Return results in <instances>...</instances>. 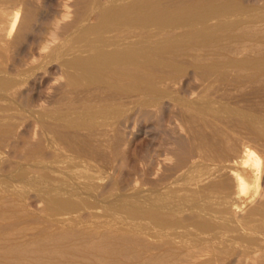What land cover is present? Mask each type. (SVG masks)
Wrapping results in <instances>:
<instances>
[{
    "label": "rangeland",
    "instance_id": "obj_1",
    "mask_svg": "<svg viewBox=\"0 0 264 264\" xmlns=\"http://www.w3.org/2000/svg\"><path fill=\"white\" fill-rule=\"evenodd\" d=\"M87 1L0 0V82L9 84L0 93V264H264V215L250 218L252 209H264V71L206 67L219 55L244 59L263 52L264 0H240L252 6L254 30L239 31L232 45L217 47L221 54L216 47L215 55L192 50L184 58L193 53L190 61L179 60L181 71H160L159 101L69 84L59 57L48 53L69 45ZM13 9L20 12L14 27ZM73 22L77 28L68 31ZM92 95L97 110L90 109ZM249 153L258 162L238 164ZM233 168L251 180L257 176L255 192L242 189ZM49 195L81 206L65 211ZM156 211L168 217L167 226L153 221Z\"/></svg>",
    "mask_w": 264,
    "mask_h": 264
},
{
    "label": "bare ground",
    "instance_id": "obj_2",
    "mask_svg": "<svg viewBox=\"0 0 264 264\" xmlns=\"http://www.w3.org/2000/svg\"><path fill=\"white\" fill-rule=\"evenodd\" d=\"M87 2L88 3L85 4V5H87L86 10L85 11L82 10L84 13L81 11L83 14L81 13L80 16L78 15V17H77L78 19L76 20L75 23L78 26V29H77V31L74 30V31H76V34H75V32L72 33V34H74V36L72 35L73 37H72V40L69 43V45H67L66 47L65 46L54 47L53 50H50L51 52L49 51V53H48L49 56L57 55V57H59L60 63L64 67L63 69H65L67 71V75H64V76H65V78L67 76V78H68L67 80H69V84L71 83V84L80 85L83 82H86V84L84 83V85L88 84L89 86L96 87L97 92L99 94L101 92L100 89H102V91L106 90L105 92L112 91L111 93H114V92L122 93V94L123 93H127V94L128 93H138V94L143 95V96H149V99L152 96L151 99L153 101H154L153 98L155 96L157 98H158V96H160V99H158V101L161 100V95L163 94V93H161V90H160V84L162 82L161 79L163 80V75L161 74L162 77H160L161 75H159L160 71H162V72H163V70L168 71V72L169 71H174V72L181 71L183 69L182 67H184V66H182V64H181L182 62L180 63L179 60L181 58H182L181 60L186 58L185 56H187L189 53L193 52L192 50H195L193 52L195 54H196L197 49H199V51L203 50L205 53L208 52V55H209L210 49H212V48L216 47V49H214V51L215 50L219 51L217 49V47L219 48L223 43L224 44L229 43V42H227L229 40L231 43V41L235 40V38L238 36L237 34L238 33L240 34L239 31H245L246 35H248V32H249L248 30L252 26L251 25L249 28L248 24L250 22L253 23V21L255 19L254 18L253 21L251 19V18H253V16L250 14L251 13L250 10H251L252 6L250 7V9H248L247 7L244 6L243 1L241 2L240 0H112L111 3L108 5H105V3L102 4V2H99L97 0H89ZM0 4H2V3H0ZM82 5H84V4H82ZM97 9H98V11L95 14V20L92 21L93 14H94L95 10H97ZM254 9H252V11ZM262 9H264V8H262ZM258 10H259V8L257 7V10H256L257 12H260L261 9L259 11ZM8 12H9V10H8ZM253 12H255V11H253ZM19 13L20 12L16 9H13L11 12H9V15L11 17L10 19H11L12 27H14L15 23L17 22V19L19 18ZM79 13H80V10H79ZM253 15H254V13H253ZM260 17L261 16H259V18ZM263 20H261V21H263ZM33 21H34V17H31L28 21H26L25 22V28H28V27L30 28L29 25ZM257 22H260V21H257ZM23 24H24V22H23ZM72 24H71L72 27H69V28L66 27L68 29V31L71 28L74 29L73 28V26H75L74 22ZM261 26H262V24H261ZM246 27H247V30H244ZM20 28H22V30H23L22 26ZM75 28H77V27L75 26ZM252 29L254 30V25L251 28V30ZM27 30H25V31H27ZM263 31H264V29H263ZM245 32H243L242 35H244ZM22 34L25 35V33H22ZM242 35H240V36L242 37ZM253 35H254V33H253ZM255 35L253 36V38L255 37ZM246 37H248V36H246ZM249 37H251V36H249ZM17 38H15V39H17ZM256 38H254V39H256ZM250 39H252V38H250ZM260 39H262V36L260 37ZM241 40H243V37ZM246 40H247V38H246ZM252 41L254 42V40H252ZM244 42L246 43L248 41H243V43ZM242 44L240 43V45L243 47ZM249 44L250 43L248 42L247 46H251ZM231 45H232V43H231ZM233 45L235 47V44H233ZM240 45L237 47H240ZM259 45H261V44H259ZM14 46H16V44H14ZM227 46H230V44H228ZM227 46H223V47L224 48L226 47L225 49H227L228 48ZM261 47H263V46H261ZM230 48H231V46L229 47V49ZM236 49L234 48L235 52L237 51ZM243 49H242V51H247L244 47H243ZM199 51H197V52H199ZM220 51H222V50H220ZM226 51H229V50L227 49ZM250 51H251V48H250ZM250 51L248 50V52H250ZM212 52H213V49H212ZM256 52H258V51H256ZM259 52L262 55L261 57L258 56L260 54L257 53L258 54L257 57H254L252 55L254 58H244V59H240L239 58L240 56L238 57V55H239L238 53H233V55L238 54L237 58H235V56H234V58H229L226 56V58L222 59V56L219 55V57H221V59L219 61H216V62L213 61L211 64H209V65L207 64L206 67H209L212 70L214 69L213 71H218L220 67H223V68L225 67L224 69H226V67H228V68L238 67V68H241V70H242L243 67L250 66V67H254L255 69L257 68L263 72L264 71V55H263L264 50L262 53H261V51H259ZM193 53L191 54L192 56H193ZM212 54L215 55V52H213ZM220 54H221V52H220ZM192 56H189V57H192ZM217 56H218V53H217ZM255 56H256V54H255ZM45 57H46V55H45ZM189 57H187V59ZM200 57L202 58L203 56L201 55ZM200 57L198 58V60H200ZM224 57H225V55H224ZM193 58H192V61H193ZM208 58H210V60L212 61L211 57H208ZM213 58H215V57H213ZM241 58H242V56H241ZM49 59H51V58H49ZM187 59L186 60L184 59V60L187 61ZM196 59H197V57H195V60H194L195 62H193V63H197ZM210 60H209V62H211ZM189 61H190V58H189ZM201 62H202V60H201ZM198 63H199V61H198ZM206 63H208L207 58H206ZM192 64L188 62V66L192 67L191 66ZM203 64L204 63H202V65ZM2 66L3 65L0 64V76L3 77L4 74H3V67ZM209 68H207V69L209 70ZM203 69H205V68H203ZM215 69H217V70H215ZM224 69H222V71ZM257 69H256V71H258ZM236 70H237V68H236ZM165 73H167V72H165ZM165 75H167V77L164 79H169L168 74H165ZM18 76H19V74H18ZM169 76L171 78L173 75L172 76L169 75ZM15 77H17V76H15ZM15 77H11V78H15ZM8 78H9V75H8ZM18 79H19V77H18ZM173 79H174V77L172 78V80ZM162 83H165V82H162ZM8 85H9L8 80L3 79L0 82V93H3L5 91V89L8 87ZM17 85H20V84L17 82ZM84 85H82V86H84ZM73 86L71 85V87H73ZM86 88H88V87H86ZM89 88H90V91L95 93V91L91 90L92 89L91 87H89ZM14 89H15V87H14ZM16 91H19V90H16ZM6 92L7 91H5L4 93H6ZM92 92H91V94H92ZM97 92L95 93V95L97 94ZM109 92H108V94H109ZM113 95H115V94H112V96ZM117 96H119V95L117 94ZM163 96H164V94L162 95V98H163ZM93 97H94V99L97 98L95 96H93ZM115 97H116V95L113 98H115ZM124 97H127V96H124ZM166 97H167V95H166ZM107 98L106 99L104 98L103 100H108ZM110 98L113 99L111 96H110ZM116 98H118V97H116ZM99 99H100V97H99ZM149 99H148V102L150 101ZM97 100H98V98H97ZM97 100L95 99V104H92V102L94 100L92 102L89 100V102L92 105H94V106H91L92 108H90V109H93V108L96 109L95 106H97V108H100V107H98V105H96ZM101 100H102V98H101ZM113 101H114V99H113ZM200 101H201V99H200ZM115 102L116 101L111 102V103L114 104ZM86 103H88V102L85 101V104ZM154 103L155 102H153V105H154ZM206 103H209V102H206ZM103 104H104L103 107H105L106 104L105 103H103ZM108 104H109V102H108ZM201 104H203V103H201ZM86 105H88V104H86ZM100 106H101V104H100ZM83 107H82V109L84 110ZM103 107H101V108H103ZM108 107H111V105L110 106L108 105ZM209 107H211V105ZM87 108L89 109V107H87ZM196 108H198V106ZM219 108H220V106H219ZM231 108H233V107H231ZM88 109H87V111H88ZM202 109H204L203 106H202ZM211 109H213V108H211ZM214 109H216V108H214ZM217 109H218V107H217ZM39 110L40 109H38V111ZM106 110H107V108H106ZM200 110H201V108H200ZM221 110H223V109H221ZM239 110H241V109H238V111ZM113 111H114V108H113ZM118 111H119V109H118ZM218 111H220V110H218ZM223 111L225 112V110H223ZM41 112H42V110H41ZM82 112L84 113V111H82ZM120 112H121V110H120ZM233 112L234 111H232V113ZM61 113H63V112H61ZM102 113H103V111H102ZM106 113L107 112H105L104 114H106ZM226 113H228V112H226ZM92 114H93V112H92ZM96 114H98V113H96ZM220 114H222V113H220ZM236 114H237V112H236ZM99 115H100V113H99ZM107 115L111 116L110 113ZM46 116L48 117V115H46ZM60 116H61V114H60ZM82 116H84V114H82ZM100 116H103V115H100ZM225 116H227V115H225ZM61 118H62V116H61ZM103 119H104V117H103ZM76 120H77V118H76ZM78 120H79V118H78ZM242 120H243V122L241 120L240 121L243 124L245 119H242ZM73 122H74V120H73ZM76 122H74L75 125L76 124L80 125V124H78L79 122L78 123H76ZM245 122L248 123L249 121L246 120ZM65 123H66V121H65ZM96 123L98 124L100 122H96ZM260 123H262V122H260ZM263 123H264V121H263ZM88 124L89 123H87V125ZM246 124H243V125H245V127H246ZM75 125L71 124L70 127H72V126L75 127ZM101 125H103V124H101ZM249 125H251V124H249ZM248 127L249 126L247 124V128ZM262 127H260V128H262ZM80 128H82V127H80ZM89 128H93V127L89 126ZM94 128H97V127H94ZM249 129H251V128H249ZM91 130H93V129H91ZM256 132H258V131H256ZM260 133H262V132H260ZM260 133H258L259 137H260ZM260 138H262V135ZM246 151H244V152H246ZM248 151L251 152L250 149H248ZM252 154L249 153L248 156L246 157V159L244 160V162H240L238 164H242V163L245 164L246 163L249 166V165L257 163L258 162L257 159H255ZM246 155L244 154V156H246ZM242 159H244V158H242ZM235 165H237V164L234 163L233 166H235ZM232 170L234 172H236L235 173L236 175L235 174L234 175L237 176L238 183L241 185V187L244 191H253L256 188V186H258V185H256L257 184V176L254 180L253 179L251 180L246 174H242L238 170H235V168H233ZM255 190H254V192H255ZM55 191L58 192V190H55ZM53 192H54V190H52V192L49 191V193H53ZM59 194H61V193H59ZM56 196H58V193ZM59 197H60V195H59ZM51 198H52V196H50V199ZM70 198L60 197V198H56L54 200L52 198V201L54 203L53 205H57V207L58 206L62 207V209L66 208L65 211L67 209L73 210V209H76V207L81 206V205H78L79 203L76 205V203L72 200L73 198L72 199H70ZM51 207H54V206H51ZM55 208H56V206H55ZM58 208H56V209H58ZM116 209H118V208H116ZM122 210L120 209V212ZM117 211H119V210H117ZM53 212L55 213L54 210H53ZM57 212H60V211H57ZM68 213H69V211H68ZM161 213L159 214L157 212L156 214H153L152 219H154L153 221H155L157 223H162V224L165 223V225H166V223L169 222V219L167 216L162 215L163 213L162 214ZM59 214H61V213H59ZM126 214H128V212ZM259 214L264 215V209L261 207H256V208L252 209V211L250 213V218L254 217L256 215H259ZM128 216H129V214H128ZM130 216H131V214H130ZM149 216H151V215H149ZM138 217H136V219ZM162 224H161L160 229L163 228ZM163 229H165V228H163ZM66 238H64V239H66ZM98 240L101 241V239H98ZM91 241H90V243H91ZM94 241L95 240H93V243H94ZM93 243H91V244H93ZM35 244H37V243H35ZM56 244H57V242H56ZM106 244H107V242H106ZM26 245H28V244H26ZM80 245H82V244H80ZM20 246H21V244L18 245V247H20ZM21 247H23V246H21ZM92 247H95L94 244ZM32 248H33V246H32ZM14 249H15V247H14ZM93 249L94 248H92L91 251H93ZM97 249L98 248L94 249V251H96ZM16 250L17 249H15V252H16ZM18 250H21V248L20 249L18 248ZM45 253H47V252H45ZM101 255H103V254H101Z\"/></svg>",
    "mask_w": 264,
    "mask_h": 264
}]
</instances>
